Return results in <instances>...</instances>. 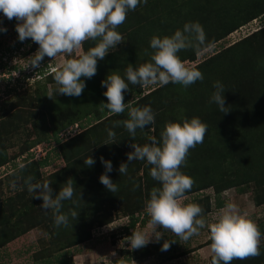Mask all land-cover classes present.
Instances as JSON below:
<instances>
[{
	"label": "trees",
	"instance_id": "1",
	"mask_svg": "<svg viewBox=\"0 0 264 264\" xmlns=\"http://www.w3.org/2000/svg\"><path fill=\"white\" fill-rule=\"evenodd\" d=\"M260 18L264 19V0H148L146 5L141 2L135 11L128 12L125 23L117 28L124 42L110 50L103 60H98L97 74L93 78H82L86 87L80 97L61 95L49 98L47 87L48 83L55 84L54 72L48 73V69H42L40 74L44 77L35 81L38 87L30 98L36 102L38 109L32 107L23 110V106L19 105L15 111L8 110L11 113L9 116L0 113V168L9 161L10 138L25 135L27 124L32 125V132L28 135L33 134L35 138L22 142L24 147L21 155L52 139L58 144L59 155L66 165L48 178H42L40 168L50 163V153L47 152L44 158L31 161L7 177L10 181H17V190L8 197L0 181V250L33 229L45 226L51 236L50 247L34 254L33 264L39 261L52 264L55 253L60 254L92 239L94 223L99 226L110 224L111 210L124 205L126 216L130 219L127 230L138 224L147 225L150 217L145 211V201L150 199L154 187H160L159 182L149 174L151 165L146 161H132L126 175L119 173V166L128 163L127 153L134 151L130 144H150L149 136L159 141L169 121L182 123L184 119L198 117L207 124L203 144L189 151L187 165L181 167V171L195 181L184 198L209 192L203 199L206 205L203 216L211 211L212 193L220 208L225 205L221 199L222 193L232 188L239 192L252 190L256 205H263L264 28L192 67L200 70L204 79L187 89L169 83L144 94L141 86L129 84L130 90L124 93V102L132 107L150 106L156 113L155 124L143 130L137 129L135 139H132L123 125L114 126L115 121L129 118L128 110L115 115L101 105L108 102L103 95L107 89L101 86V82L111 72L126 79L125 69L128 64L136 67L150 62L153 52L150 39L154 35L171 36L178 29L183 30L186 23L199 22L206 33L207 42L212 46ZM5 24L0 19V27L5 28ZM5 33L0 31V35ZM27 42L32 44V51L38 50V44L31 39ZM94 46L93 41L85 42L82 45L83 52ZM206 48L202 46L198 51L190 47L181 50L178 56L184 63L195 62L197 55ZM216 81L224 86L223 95L228 113H221L215 103L209 102L216 90L213 87ZM13 120L17 121L16 126L10 123ZM76 124L83 131L63 142L60 133ZM109 129L116 133L115 143L109 141ZM117 152L118 155L112 159ZM90 155L95 159L92 167L84 164V159ZM101 156L112 162L113 171L108 175L118 187L116 193L100 183L99 177L105 172ZM131 165L136 166L137 172L144 170L138 180L133 176ZM29 176L34 177V183L48 182L54 194H58L68 179L73 180L75 194L71 200L62 201L61 209L62 213L69 214V227L56 228L53 212L40 207L42 199L32 198L24 184L25 178ZM135 185L139 187L134 190ZM133 195L134 199L131 200ZM105 202L111 203L108 212L104 206H97ZM71 211L78 214L76 219L71 218ZM256 225L264 237V219ZM208 234L210 236L209 231ZM205 244H211L210 238ZM145 250L147 246L134 252L128 250L114 264H131L133 261L142 264L148 257V254H144ZM260 250L259 257L233 260L232 264H264V238L261 239ZM55 260L57 264L66 263L65 259Z\"/></svg>",
	"mask_w": 264,
	"mask_h": 264
},
{
	"label": "clouds",
	"instance_id": "2",
	"mask_svg": "<svg viewBox=\"0 0 264 264\" xmlns=\"http://www.w3.org/2000/svg\"><path fill=\"white\" fill-rule=\"evenodd\" d=\"M148 0H0V12L9 21H17L16 31L19 41L31 39L39 45L35 54L29 58L33 69L40 68L41 62L47 56L56 59L58 55H68L75 58L67 59L53 69L54 82L57 87L47 95L80 97L86 87L85 80L97 74V62L103 60L110 50L124 42L117 28L125 23L129 11H135ZM0 31L7 29L0 27ZM87 41L95 42V46L86 52H81L82 45ZM210 47L206 33L199 22H189L183 30H176L171 36H153L150 47L153 52L150 62L134 67L128 64L125 78L116 72H111L101 82L106 87L103 95L107 103H101L110 113L119 115L128 110V119L115 121L114 126L123 125L132 139L136 137L137 129L155 124L156 113L150 106L132 107L125 103L124 93L129 91V84L148 87L164 86L169 83L179 84L187 89L197 81H203V73L186 66L178 53L187 48L201 50ZM147 54V49L145 50ZM216 89L210 98L221 113H228L225 106L224 86L220 81L213 85ZM207 133V124L198 117L183 122L166 123L158 141L149 136L150 144L143 146L130 144L134 149L127 153L128 163H121L119 173L126 175L128 165L132 161H146L151 165L150 176L160 187H154L150 199L145 201V211L150 217L149 225L152 231L134 230L131 236L125 238L131 250L145 247L150 242H159L165 232H171L181 241H188L192 236L199 235L200 229L207 227L210 232L211 264H232L233 260H246L261 255L260 243L262 233L258 226L241 213L233 203H227L220 209L215 222L208 223L203 217V208L194 203H183L184 194L190 191L195 181L181 171L187 165L189 151L203 144ZM116 133L108 130L109 141L115 143ZM104 144H108L105 142ZM105 172L99 177L107 190L118 191L116 183L108 173L113 171L110 160L100 157ZM84 164L92 167L95 159L90 155L84 159ZM34 177L25 178L24 184L32 194V198L42 199L40 206L45 211L51 210L56 228L69 227V214L62 213V201L71 200L75 194L73 180L70 178L58 194L48 182H33ZM139 187V185L134 186ZM72 219L78 214L70 212ZM162 227L164 232L157 231ZM176 241L165 240L161 251L170 249Z\"/></svg>",
	"mask_w": 264,
	"mask_h": 264
},
{
	"label": "rangeland",
	"instance_id": "3",
	"mask_svg": "<svg viewBox=\"0 0 264 264\" xmlns=\"http://www.w3.org/2000/svg\"><path fill=\"white\" fill-rule=\"evenodd\" d=\"M0 19L3 20L5 28L7 29L4 35H0V113L3 115H10L8 110L15 109L19 106H23L24 109L37 108L36 102L30 99L33 92L37 89L38 85L35 81L44 77L40 74L43 69H48L49 72H53L57 65L62 64L64 60L75 58L73 56L58 55L56 59H50L47 56L41 62L40 68L33 69L30 66L29 58L32 57L35 51H32V44L27 42V39L23 42L19 41L18 33L16 31L17 21H9L6 17L0 15ZM264 28V19H256L253 22L237 29L235 32L228 35L226 38L214 43L212 46L206 48L197 55L195 62H185L186 66L194 67L197 64L215 56L223 49L239 42L240 40L258 32ZM83 53V48L81 49ZM14 68H17L16 70ZM47 74V73H46ZM57 87L56 84L48 83V93ZM160 85H153L148 87H142L144 94L151 93ZM61 95H55L53 91L52 98H56ZM38 109V108H37ZM17 121L13 120V126H16ZM95 124V121H92ZM30 124L25 125V135H15L10 138V144L8 145L9 161L7 164L0 168V181L4 184V194L6 197L14 195L17 190L16 180H8L7 177L17 172L18 169L31 161H39L44 158L47 152L50 153V163L48 166L40 168L42 178H48L51 174L61 170L65 167V160L59 155L58 144L50 139L47 142L41 143L33 147L30 151L21 155V149L24 147L22 142L35 138L33 134L28 135L32 132ZM83 130L78 124L63 130L60 133V138L63 142ZM33 155L29 158L30 155ZM118 155V152L113 156L112 159ZM29 158V160H28ZM133 176L138 180L139 176H143L144 170L139 172L136 171V166L131 165ZM135 166V167H134ZM129 167V165H128ZM209 194L205 193V195ZM205 195H192L184 198L183 203H195L200 205L205 210V204L203 199ZM4 196V197H5ZM254 192L246 189L244 192H239L236 189H227L222 195L221 199L227 203H233L237 206V209L246 214L255 224L264 219V204L257 206L255 203ZM134 199V195L131 200ZM101 202V201H100ZM211 211L205 216V220L208 223L215 222V218L219 213L220 209L216 203V197L214 193L211 195ZM94 205H97L94 203ZM104 206L105 211L108 212L111 203L105 202L97 206ZM204 213V211H203ZM112 222L110 224L99 226L94 223L92 234L93 237L89 241L83 242L80 245L54 254L52 264H57L58 261L66 260L68 264H114L115 260L121 259L126 255V252H134L130 249V244L125 240L126 237L131 236L134 230L137 231H152L149 225L142 226L138 224L135 228H129L130 219L126 216L127 211L125 205L111 210ZM157 231L164 232L162 227L157 228ZM209 229L207 227L200 229L199 235L192 236L188 241H181L179 237L175 236L171 232H165L161 240L157 243L154 240L147 244V250L144 254H148V257L142 262V264H211L210 258L213 255L210 249V244H204L209 240ZM165 240L173 241L170 249L167 251H161L162 245ZM51 243V236L48 234L45 226L35 228L29 233L21 236L15 241L11 242L4 249L0 250V264H33V255L42 250L48 249ZM61 258V259H60ZM38 264H47L45 262H37ZM65 263V264H66ZM131 264H141V262L133 261Z\"/></svg>",
	"mask_w": 264,
	"mask_h": 264
},
{
	"label": "crops",
	"instance_id": "4",
	"mask_svg": "<svg viewBox=\"0 0 264 264\" xmlns=\"http://www.w3.org/2000/svg\"><path fill=\"white\" fill-rule=\"evenodd\" d=\"M205 243H206V242H205ZM205 243H204V244H205ZM209 246H210V245H208V247H209Z\"/></svg>",
	"mask_w": 264,
	"mask_h": 264
}]
</instances>
